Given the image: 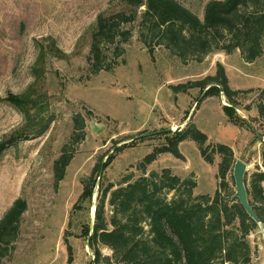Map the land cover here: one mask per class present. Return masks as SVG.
Instances as JSON below:
<instances>
[{"label": "rangeland", "instance_id": "1", "mask_svg": "<svg viewBox=\"0 0 264 264\" xmlns=\"http://www.w3.org/2000/svg\"><path fill=\"white\" fill-rule=\"evenodd\" d=\"M177 1L203 20L212 0ZM145 9L123 27L132 38L122 44L125 53L119 65L111 73L94 75L88 57L97 19L128 12L123 0H0V141L18 139L0 157V220L18 199L28 206L3 264H68L69 246L72 264H93L95 251L87 245L84 231L91 223L93 202L102 198L100 185L117 189L169 169L181 180L197 183L194 197L214 196L221 184L222 157L213 153L217 144L231 147L235 162L247 165L249 184L264 173V141L246 122L264 137V117L258 112L264 105V40L262 57L252 63L241 50L182 61L158 33L146 38V44L141 41L142 31L149 36L141 26ZM113 51L108 45L105 55L109 58ZM219 66L224 67L230 88L241 92L235 96L233 119L225 113L224 107L231 104L224 94L206 97L205 90L189 85L217 76ZM181 85L188 86L186 92L175 93L172 88ZM21 98L24 105H16L14 100ZM78 115L85 123L84 130L77 131L85 134L82 139L74 136ZM190 126L207 135L213 163L206 162L197 143L187 139L178 146L183 160L160 154L144 174L146 157ZM168 129L172 131L166 133ZM64 148L72 160L64 180L57 182L54 164ZM103 164L107 166L100 176ZM233 169L234 165L226 178L225 194L231 198L236 191ZM91 176L98 183L93 199L80 201L83 181ZM261 186L264 190V182ZM173 197L174 193L169 195ZM105 212L109 218L110 194ZM247 241L250 264H264L259 226ZM99 249L102 258L109 259L101 264H124L111 250Z\"/></svg>", "mask_w": 264, "mask_h": 264}, {"label": "trees", "instance_id": "2", "mask_svg": "<svg viewBox=\"0 0 264 264\" xmlns=\"http://www.w3.org/2000/svg\"><path fill=\"white\" fill-rule=\"evenodd\" d=\"M128 12L100 15L92 33L88 63L94 75L101 72L111 73L124 56L122 44L132 38L130 30L124 26L136 21L138 10L146 7L141 26L140 39L147 43L151 34L161 37L162 43L182 61L188 57L199 59L215 51L232 54L241 50L244 59L252 63L263 55L264 40V0H212L205 7L204 19H200L191 10L177 0H123ZM223 41V42H222ZM114 47L113 55H105L106 47ZM215 77L189 84L192 89L206 90V97H219L224 94L231 104L224 110L230 119L235 117V96L229 86V79L223 66L218 67ZM188 86L173 87L175 93H185ZM18 106L24 105V98L14 100ZM259 115L264 117V105L258 106ZM76 139L84 137L85 123L80 116L74 118ZM170 133V132H166ZM197 143L203 159L213 163L206 147L208 137L195 126L183 134H178L170 144L157 149L146 157L142 171L146 173L157 156L170 153L177 159H184L179 144L185 140ZM18 141L17 138L0 141V157ZM213 153L222 157L219 168L221 184L214 196L194 197L197 187L192 179L181 180L169 169L161 174L152 173L127 186L114 189L100 185L101 200L96 204L95 224L91 234L90 224L84 235L89 238V246L95 251V264L103 260L99 246L111 250L114 258L124 264H250L251 247L247 241L258 225L248 216L243 207L231 194L226 195V178L235 163L234 151L224 144L213 147ZM264 164V152L262 154ZM72 156L64 148L63 154L54 164L57 182L64 180L66 169ZM111 161V160H110ZM109 161V162H110ZM108 162V164H109ZM107 164L105 165V167ZM98 168H96L97 170ZM95 170V171H96ZM250 204L264 224V173L248 183L245 178ZM97 180L91 176L83 181L84 190L80 201H92ZM126 184V183H125ZM124 184V185H125ZM174 193L172 199L169 195ZM110 194L111 214L107 218L105 200ZM27 202L15 201L10 210L0 220V264L13 249L23 214L27 211ZM68 264L73 263L72 247H68Z\"/></svg>", "mask_w": 264, "mask_h": 264}, {"label": "water", "instance_id": "3", "mask_svg": "<svg viewBox=\"0 0 264 264\" xmlns=\"http://www.w3.org/2000/svg\"><path fill=\"white\" fill-rule=\"evenodd\" d=\"M209 88L210 87H208L204 91L203 96H205V94L207 93ZM246 122H247V125L251 128V130L255 133V135L264 141V137L261 136L259 133H257L248 121H246ZM179 129H181V128H179ZM171 131H172V129L167 130V132H171ZM104 168H105V164H103L101 166L100 176L102 175ZM247 169H248L247 165L241 160H237L234 164L233 178H234L236 191H235V194L233 195V199H236L238 201V203L243 207V209L248 214V216L259 226L260 233L264 235V224L261 222L260 218L256 214L253 206L250 204V201H249L248 190H247V186H246V182H245ZM93 207L95 209H94L93 214L91 216V224H90L91 234L93 233L94 224H95V212H96V202L95 201L93 202ZM91 234L87 240L88 246H89V239L91 237ZM93 264H95V258H94Z\"/></svg>", "mask_w": 264, "mask_h": 264}]
</instances>
